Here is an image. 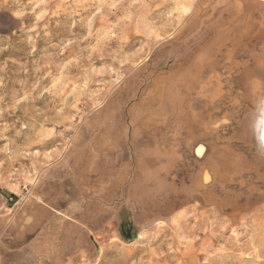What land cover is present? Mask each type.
I'll list each match as a JSON object with an SVG mask.
<instances>
[{"label": "rangeland", "instance_id": "1", "mask_svg": "<svg viewBox=\"0 0 264 264\" xmlns=\"http://www.w3.org/2000/svg\"><path fill=\"white\" fill-rule=\"evenodd\" d=\"M263 132L264 0H0V240L264 264Z\"/></svg>", "mask_w": 264, "mask_h": 264}, {"label": "crops", "instance_id": "2", "mask_svg": "<svg viewBox=\"0 0 264 264\" xmlns=\"http://www.w3.org/2000/svg\"><path fill=\"white\" fill-rule=\"evenodd\" d=\"M67 208V207H66ZM38 209H40L42 212L49 211V207L45 204H38ZM83 209L82 211H84ZM64 223H67L68 220H63ZM42 235H38L37 237H40L41 239L39 241L41 242L40 247L36 248V250L32 249V247H27L29 245L28 243H33V241L28 240L24 241L22 237H15V236H4L0 240V264H32V261H34V264H63V262L60 263V254H62L63 260L65 262L66 257L65 253L60 251V243L61 241H65V237L60 234V238L58 239V243H55L54 241H51L48 236H46L45 228L44 230H41ZM45 232V234H43ZM50 240V241H49ZM50 242V244H49ZM29 250L30 254L34 252V254H27L26 251ZM25 254V255H24ZM23 259H26L28 261H23Z\"/></svg>", "mask_w": 264, "mask_h": 264}, {"label": "trees", "instance_id": "3", "mask_svg": "<svg viewBox=\"0 0 264 264\" xmlns=\"http://www.w3.org/2000/svg\"><path fill=\"white\" fill-rule=\"evenodd\" d=\"M120 230H121L122 236H123L125 239H129V238L126 236V234L124 233L122 226H120Z\"/></svg>", "mask_w": 264, "mask_h": 264}, {"label": "bare ground", "instance_id": "4", "mask_svg": "<svg viewBox=\"0 0 264 264\" xmlns=\"http://www.w3.org/2000/svg\"><path fill=\"white\" fill-rule=\"evenodd\" d=\"M263 128V127H262ZM264 133V132H263ZM264 136V135H263Z\"/></svg>", "mask_w": 264, "mask_h": 264}]
</instances>
